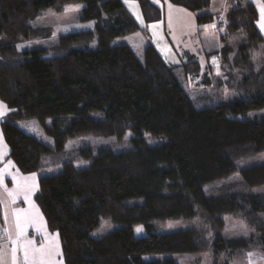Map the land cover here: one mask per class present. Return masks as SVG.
Returning <instances> with one entry per match:
<instances>
[{
  "label": "trees",
  "instance_id": "1",
  "mask_svg": "<svg viewBox=\"0 0 264 264\" xmlns=\"http://www.w3.org/2000/svg\"><path fill=\"white\" fill-rule=\"evenodd\" d=\"M137 1L148 22L160 18V9L148 0ZM167 1L190 12L207 9L211 2ZM79 3L84 5L82 19L97 23L95 49L64 47L66 54L53 57H42L40 49L18 51L20 42L36 38L30 22L42 10ZM216 17L202 15L197 23H212ZM225 19L226 34L246 40L233 63L242 70L240 94L246 96L198 109L174 67L152 44L143 50V63L130 47L111 46L114 39L139 31L121 0H0V101L9 110L2 133L17 170L38 176L34 199L48 230L59 236L64 264H176L170 258L144 261L143 256L206 250L214 260L223 254L229 259L253 251L264 254V193L205 190L236 171L235 159L264 154V115L247 118L264 109V38L258 14L246 0H230ZM228 50H223L224 61ZM256 53L259 68L252 61ZM190 64L193 69H187ZM185 69L196 73L199 66L191 60ZM25 119H33L53 146L12 123ZM127 132L133 135L129 151L83 148L77 155L88 162L87 168L68 161L61 163L60 172L40 175L54 167L48 159L60 155L70 139H120ZM144 133L163 140L149 145ZM239 172L248 188L264 186V164ZM226 215L242 219L253 234L233 240L213 236L224 227ZM196 217L203 232H151L152 221ZM104 219L122 228L92 238ZM134 225L149 234L135 237ZM2 227L0 209V241Z\"/></svg>",
  "mask_w": 264,
  "mask_h": 264
},
{
  "label": "rangeland",
  "instance_id": "2",
  "mask_svg": "<svg viewBox=\"0 0 264 264\" xmlns=\"http://www.w3.org/2000/svg\"><path fill=\"white\" fill-rule=\"evenodd\" d=\"M121 1L128 14L138 25L139 31L114 39L111 42L112 47L121 45L130 47L138 61L143 63V50L147 45L152 44L166 64L174 67L181 87L198 109L245 98L246 95L240 94V90L243 89L242 70L233 66V63L237 57L238 48L246 40L243 35L232 37L226 34L225 14L228 12L229 7H227L225 13L219 7V17H216L213 23H197V17L205 15L203 12L206 9L190 12L183 7L171 4L167 0H148L151 5L161 11L159 19L148 22L137 0ZM220 2L222 0H212L213 5L221 4ZM83 8L84 5L79 3L42 10L30 22V26L36 30V38L20 42L17 45L18 51L40 49L44 51L42 57H53L66 54L67 48L64 47L95 49L97 47V23L94 20L82 19ZM225 48L229 49V52L225 53L226 61L223 59ZM206 52H210L207 57L213 56V58L210 60L205 59L204 53ZM259 58L260 53H256L252 57V61L255 63L254 66L257 68H259ZM191 60H194L200 68L196 73L185 69V65L190 63ZM193 68L194 64L187 66V69ZM257 114L264 115V109L249 112L247 118L251 119ZM12 123L41 143L53 146L52 139L43 132L42 128L33 119L15 120ZM46 124L49 126L51 120H47ZM131 138H133L132 133L127 132L120 139L114 136H83L70 139L66 142L60 155L54 156L52 161L50 158L48 159L51 163L55 161L54 167L41 170L40 175L56 174L61 171V163L68 161L73 162L77 169L87 168L88 162L77 155V152L83 148H109L117 153L129 151L132 149ZM143 139L149 145L160 144L163 140L149 133H144ZM56 159L58 160L56 161ZM262 164H264V154L262 153L252 158L235 159L236 171L229 177L206 185L205 190L209 194L221 192L224 189L262 194L264 193V186L248 188L242 183L239 172L240 169L245 167ZM223 222L224 227L213 233V236L233 240L237 238L247 239L253 234L252 229L248 228L245 222L236 216L226 215L223 217ZM151 223L153 225L151 232L155 234L191 229L201 232L205 230L197 217L164 221L155 220ZM120 228H122V225L104 219L90 233V236L94 239H100ZM138 229L139 231H137ZM132 230L134 236L138 238L149 234L142 225H134ZM165 258L173 259L176 264H264V254L256 251L246 253L243 258L229 259L223 254L215 260L209 250L194 253L143 256L144 261Z\"/></svg>",
  "mask_w": 264,
  "mask_h": 264
},
{
  "label": "crops",
  "instance_id": "3",
  "mask_svg": "<svg viewBox=\"0 0 264 264\" xmlns=\"http://www.w3.org/2000/svg\"><path fill=\"white\" fill-rule=\"evenodd\" d=\"M246 1L257 11V27L264 38L260 27L264 25V0ZM220 3L213 5L211 0L203 13L219 17V7L224 10L223 13L227 7L230 9V0H222ZM209 53H204L207 60L213 58L207 57ZM0 104L4 105L1 101ZM8 113L9 110L5 106L4 114L0 115V209L4 233V238L0 241V264H33V255L36 257V264L41 261L43 264H64L59 236L56 232L48 230L44 216L34 199L38 190V176L20 173L9 159V148L2 133V122ZM26 247L35 250L30 251L28 261L24 258ZM49 251L51 255L48 254Z\"/></svg>",
  "mask_w": 264,
  "mask_h": 264
},
{
  "label": "snow or ice",
  "instance_id": "4",
  "mask_svg": "<svg viewBox=\"0 0 264 264\" xmlns=\"http://www.w3.org/2000/svg\"><path fill=\"white\" fill-rule=\"evenodd\" d=\"M262 15H264V13H262ZM213 27H214V25H213ZM260 27H261V31L264 32V25H261ZM4 110H5V106L2 105V104H0V115H3L4 114ZM137 231H139V229ZM21 234H22V231H21ZM29 243H31V242H29ZM30 251H33L34 252L35 250H30L27 247L25 248V250H24V258H25V261H28L29 260V253H30ZM13 252H15V249H13ZM48 254L51 255L52 254L51 251H49ZM32 261H33V264H36V257H35V255L32 256ZM40 264H43V261H41Z\"/></svg>",
  "mask_w": 264,
  "mask_h": 264
}]
</instances>
